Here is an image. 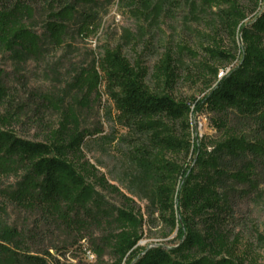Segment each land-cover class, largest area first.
I'll list each match as a JSON object with an SVG mask.
<instances>
[{
    "label": "trees",
    "instance_id": "16d2710c",
    "mask_svg": "<svg viewBox=\"0 0 264 264\" xmlns=\"http://www.w3.org/2000/svg\"><path fill=\"white\" fill-rule=\"evenodd\" d=\"M115 3L151 24L183 6L213 35L201 37L200 53L166 46L153 67L121 45L103 47L57 98L30 93L45 129L37 140L16 133L28 117L26 103L14 106L24 82L11 86L0 69V264H86L88 255L93 264H264V236L247 244L239 233L245 202L264 198V0H0V55L38 61L74 34L96 36ZM187 55L205 84L200 100L176 95ZM101 88L139 140L133 182L145 212L85 154L103 130L91 133L77 110L92 112ZM84 91L86 102H75ZM50 107L60 118L46 124ZM196 116L213 135L195 133ZM153 220L174 234L171 246H139Z\"/></svg>",
    "mask_w": 264,
    "mask_h": 264
},
{
    "label": "rangeland",
    "instance_id": "374dc122",
    "mask_svg": "<svg viewBox=\"0 0 264 264\" xmlns=\"http://www.w3.org/2000/svg\"><path fill=\"white\" fill-rule=\"evenodd\" d=\"M187 15V9L182 6L171 12L168 17L162 18L159 23L151 24L135 20L127 8L117 6L115 3L110 7L108 16L104 17L102 27L96 36L83 39L74 34L67 39L62 48L51 49L49 47V51L38 61L30 58L20 63L9 55H0V69L11 74L10 85L19 87V80L24 82V86L20 87L19 102L17 101L14 106L17 108L26 103L25 112L28 117L24 116L16 124V133L29 140H37L45 129L42 125L36 124L34 120L36 108L40 106L38 103L40 99L30 97V93L57 98L67 84L72 81L75 74L90 65L93 56L99 55L103 47L121 45L127 57L135 59L142 56L149 67H153L157 63L166 46L175 48L176 45H186L200 53L199 48L206 43V40L201 37L213 34L206 23L187 21ZM38 30L41 32V27ZM127 33L132 35L131 44L126 43L124 39ZM219 39H221L220 44L223 48H231L230 40L221 37ZM201 59L203 58L200 57L199 61ZM192 61L190 56L184 57L185 65H189V68H184L183 74L188 80L179 83L176 95L200 100L206 94L205 84L195 78ZM84 95H86L85 91L77 94L75 102L80 104L86 102L88 97ZM91 105L92 112L82 111L78 107L77 111L82 115L83 126L93 134L96 129H102L103 132L86 139L85 154L87 159L98 168L111 185L116 186L124 195L134 199L138 207L145 212L147 203L138 200L140 199L138 190L134 188L133 182L135 168L132 164V154H135L134 147L138 145L139 140L121 125L119 114L104 92V88H101L100 92L92 97ZM3 111L4 107L0 106V112ZM41 116L46 124L56 123L60 118V114L51 107L49 110H44ZM193 127L195 133L200 137L214 134L207 116H196L193 119ZM102 196L109 203L119 206L114 196L107 193H102ZM242 211L245 224L239 233L244 243L253 244L257 234L264 236V198L247 200ZM153 223L145 227L146 236L139 246L142 248L156 245L171 246L174 234L165 230L156 220H153ZM262 254L264 255V248ZM83 262L86 261L83 260ZM87 263L93 264V260H88Z\"/></svg>",
    "mask_w": 264,
    "mask_h": 264
},
{
    "label": "built area",
    "instance_id": "2783aa9c",
    "mask_svg": "<svg viewBox=\"0 0 264 264\" xmlns=\"http://www.w3.org/2000/svg\"><path fill=\"white\" fill-rule=\"evenodd\" d=\"M225 74H226V73H225ZM225 74H224V75H225ZM88 256H89V260H91V259L93 260V256H91V255H88Z\"/></svg>",
    "mask_w": 264,
    "mask_h": 264
},
{
    "label": "bare ground",
    "instance_id": "6f19581e",
    "mask_svg": "<svg viewBox=\"0 0 264 264\" xmlns=\"http://www.w3.org/2000/svg\"><path fill=\"white\" fill-rule=\"evenodd\" d=\"M224 74H225V73H221V74H220V78H221V77H223V76H224Z\"/></svg>",
    "mask_w": 264,
    "mask_h": 264
}]
</instances>
